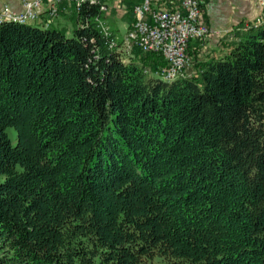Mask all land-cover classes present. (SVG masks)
I'll list each match as a JSON object with an SVG mask.
<instances>
[{
	"label": "trees",
	"instance_id": "1",
	"mask_svg": "<svg viewBox=\"0 0 264 264\" xmlns=\"http://www.w3.org/2000/svg\"><path fill=\"white\" fill-rule=\"evenodd\" d=\"M103 15L0 23V264H264V27L167 83Z\"/></svg>",
	"mask_w": 264,
	"mask_h": 264
},
{
	"label": "built area",
	"instance_id": "2",
	"mask_svg": "<svg viewBox=\"0 0 264 264\" xmlns=\"http://www.w3.org/2000/svg\"><path fill=\"white\" fill-rule=\"evenodd\" d=\"M62 0H23L20 12L12 10L7 4L0 7V23L14 21L26 23L35 21L46 10L49 21L42 24L50 26V21L59 15ZM78 8L82 3L98 4L104 14L108 10L105 0H67ZM205 0H139L132 5L133 21L124 34L120 45L118 38L112 34L110 26L101 17L96 18L97 27L110 38L109 48L125 56L135 50L159 56L164 67L155 76L164 82H172L185 74L191 60L187 53L190 41L204 42L209 28L201 21V4ZM264 27V11L257 14L252 21L243 22L237 30ZM150 75V70H145Z\"/></svg>",
	"mask_w": 264,
	"mask_h": 264
},
{
	"label": "crops",
	"instance_id": "3",
	"mask_svg": "<svg viewBox=\"0 0 264 264\" xmlns=\"http://www.w3.org/2000/svg\"><path fill=\"white\" fill-rule=\"evenodd\" d=\"M139 0H105L108 5L103 19L113 30L121 43L125 32L133 21L132 5ZM7 4L12 10L20 12L23 9V0H0V7ZM264 11V0H207L201 11V21L208 26L209 35L203 43L190 41L187 53L191 57L193 66L209 61L221 59L238 43L239 32L235 28L243 22L252 21L257 14ZM73 17V5L62 0L59 5V15L50 21V27L64 29L67 20ZM49 21L46 10L31 24L42 27ZM66 31V30H65ZM130 57V56H129Z\"/></svg>",
	"mask_w": 264,
	"mask_h": 264
},
{
	"label": "rangeland",
	"instance_id": "4",
	"mask_svg": "<svg viewBox=\"0 0 264 264\" xmlns=\"http://www.w3.org/2000/svg\"><path fill=\"white\" fill-rule=\"evenodd\" d=\"M202 8H203V6L201 7V11H202ZM262 12H263V10H262ZM74 24H75V22L72 19L69 18V20H67V23L65 24L66 27H63L64 30H66L67 37H71ZM209 33H210V31H209ZM209 33H208V35H209ZM208 35L206 37V40L208 38ZM201 43H203V42H201ZM131 56H134V54L132 53ZM161 60H158V59L151 60L152 64H154L155 67H158L157 71H155V72L150 71L152 76H155L154 74H156L158 71H160L161 68H163L165 66L163 61H161ZM189 66H190V64H189ZM6 133L8 134V136H9L11 142H12V145H15L16 144V137H17L15 129L11 128V127L7 128L6 129ZM159 262H160V259L159 258H155L152 261H146L144 264H159Z\"/></svg>",
	"mask_w": 264,
	"mask_h": 264
}]
</instances>
